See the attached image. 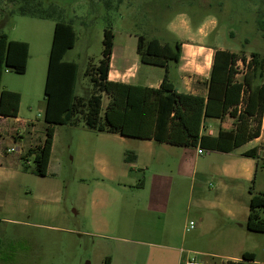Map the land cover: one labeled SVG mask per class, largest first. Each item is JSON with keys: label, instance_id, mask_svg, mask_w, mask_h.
I'll list each match as a JSON object with an SVG mask.
<instances>
[{"label": "rangeland", "instance_id": "obj_1", "mask_svg": "<svg viewBox=\"0 0 264 264\" xmlns=\"http://www.w3.org/2000/svg\"><path fill=\"white\" fill-rule=\"evenodd\" d=\"M46 5L53 3L64 10L63 21L71 23L77 34L76 45L66 57V61L76 62L79 66L76 85V96L88 99L93 91L91 78L86 75L89 66L97 67L102 59L104 32L111 27L116 34L117 45L124 40V46L137 58L136 48L139 36L158 38L170 37L165 30V23L178 11L187 12L191 18L192 29L206 17L218 22V28L207 40L208 44L217 43L223 49L233 52H244L248 55L260 53L264 55V31L259 26V19L264 23V0H43ZM110 2L108 8L107 3ZM15 3L11 0H0V35L5 33L11 40L24 41L30 45V56L27 71L20 75L6 71L2 77L3 89L19 92L23 95L21 116L37 123L38 130L45 131L44 111L46 107L45 83L52 46L55 21L42 20L18 13L11 15ZM264 26V24H263ZM182 38L187 39V36ZM108 99L104 98L103 106ZM80 128L75 129L71 142L65 150L57 151L63 160V171L57 178H40L31 174H23L20 181L8 187L0 199V264H105L112 255L119 257L115 264H148L146 257L148 247L138 245V258L125 261L120 252L123 248H132L127 243L130 236L125 228L115 233L96 232L90 229L89 219H85L83 206L89 203L96 179L101 175L90 165L91 172L84 180L77 173L78 162L92 147H117L119 155L126 152L135 154L142 150L138 139H129L119 144L113 141L112 135L91 133L85 127L84 116H77ZM217 124V121H214ZM225 129L230 127L228 114L219 123ZM44 128V129H43ZM58 136L63 144L70 134L64 131ZM66 139V140H65ZM65 140V141H64ZM14 147L12 142H9ZM68 143V142H67ZM5 143H0V152ZM12 156V155H11ZM168 160L177 163L172 154L166 155ZM209 154L199 157L200 166H205ZM260 167H264L262 159ZM114 162V161H113ZM119 163L121 160L119 158ZM56 165V163H54ZM31 168L35 167L30 161ZM114 167V165L112 164ZM132 177L137 180L148 179L149 174L143 167V158L128 165ZM263 169L259 170L258 184L264 189ZM178 186V187H177ZM175 190L179 191L177 206L164 215V224L172 232V240L176 247L181 246L186 252L191 249L187 244H179L182 239L187 243L196 242L200 215L206 205L192 193L191 179L182 180L175 177ZM209 191V189H206ZM146 192L136 193V201H143ZM40 197H46L41 199ZM60 197L59 227L64 232L45 231L36 226L35 214L44 207L53 208V202ZM228 197V195H226ZM178 195L173 193V199ZM172 199V201H173ZM200 201L199 207L195 204ZM80 211V212H79ZM264 218V210H260ZM136 215V213H135ZM143 206H140L138 220L143 226ZM207 223L209 220L206 219ZM190 222H195L197 229L188 230ZM243 224V227L240 225ZM246 222L223 219L216 222L212 229L205 228L203 241L198 245L199 254L191 252L190 257H200L206 264H222L226 257H241V253L252 252L257 262L264 264V233L251 232ZM86 226V227H85ZM141 226V227H142ZM87 228V232L86 229ZM87 233V234H86ZM142 234V233H141ZM142 239V238H141ZM197 251V250H193ZM153 252V259L155 250ZM114 253V254H112ZM179 255V254H177ZM185 253L184 256H187ZM176 253L166 252V264H176ZM121 258V259H120ZM162 262L160 264H162ZM151 264H155L152 262Z\"/></svg>", "mask_w": 264, "mask_h": 264}, {"label": "crops", "instance_id": "obj_2", "mask_svg": "<svg viewBox=\"0 0 264 264\" xmlns=\"http://www.w3.org/2000/svg\"><path fill=\"white\" fill-rule=\"evenodd\" d=\"M201 23L192 32H180L179 36L168 32L171 38L159 39L163 44L171 46H174L177 42L181 44L182 55L180 62L178 64L170 63L167 68L142 63L137 53V48V58H135L134 54H132V48L129 51L124 46V40L117 45L115 34L109 80L155 89L160 88L168 80L179 93L207 97L208 81L211 76L215 51L227 49H223L217 43H207L210 36L216 32L218 22L215 20L214 24H209L203 30L197 31ZM182 35L187 36V39L182 38ZM230 52L244 55L247 60L251 56L244 52ZM237 67L239 68V74H237L236 80L240 82L245 72V65L242 60L237 62ZM20 95L21 103L18 116L15 118L0 117V143H5L3 150L0 152V199L3 196L2 193H6L8 187L17 180L20 181L23 174L34 175L30 171H23V157L26 156L29 149L42 145L46 139V132L42 133L39 131L37 123L21 116L23 95L21 93ZM106 106L103 107L105 108ZM241 106V101H238L233 105L226 106L222 118H206L201 133L217 137L221 130L234 131L236 118ZM227 114L230 117L229 129H225L219 124ZM214 121H217V124H214ZM44 128L46 130V123ZM78 128H80V125L55 127L48 175L40 178H57L61 175L64 162L58 157L57 151L59 148L60 150H65L69 147L70 139L75 129ZM61 131L70 134L69 137H66L67 140L65 139L66 141L64 140L63 144L58 141ZM88 131L96 134L112 135L115 137L113 141L119 144H126L130 139L119 134L97 133L90 129ZM151 134L150 132L145 138L138 139L143 147L141 151H135L136 161H140L143 158L144 170H147L149 174L148 179L137 180L132 177L134 169L128 167L132 163H125L126 155L123 153L119 155L117 147L94 146L88 150L84 159L79 160L77 173L81 175L80 178L84 180V176L86 177L91 172V164L94 165L96 172L102 178V181L98 178L96 179V186L92 190L89 203L83 206L82 210L85 219L90 218L89 226L88 224L86 226L96 232L105 233H115L119 228H125L126 233L130 236V239L126 240L127 243L134 245L132 248H123L120 252L121 257L125 261L132 257L138 258V245L148 247V255L146 257L148 264L152 262L160 264L164 260L166 252L176 253V264H184L191 258L201 260L200 257H190L189 254L191 252L199 254L198 252L200 251L198 250H201V248L198 245H201L200 242L203 241L204 233L206 232L205 228L208 226L207 228L212 229L216 222L223 219L241 222L245 220L247 224L250 213V201L253 194L264 193V189H261L262 186L258 184L259 170L263 169L262 172L264 173V167H260V159L264 161V114L262 130L258 138L229 153L220 151L207 152L206 154H209V156L205 166H200L198 162L199 157L202 156L198 153V149L159 143L154 140ZM8 141L12 142L14 147H11ZM11 149H16V151L10 152ZM253 149L257 150L259 166H257L255 158L244 156L246 152ZM167 154H172L177 163L168 160ZM119 158L121 163H119ZM30 161H33V157H28L25 160L26 165L29 167H31ZM261 175L263 180L264 174ZM176 176L182 180L191 179L192 193L196 194L198 198L200 197L199 200L206 204L203 206L205 212L200 215L201 221L198 225L196 242L194 241L190 244L186 242V239H182L179 243L181 245L187 244L191 248L188 252L182 249L180 245L179 247L174 245L171 238L172 232L167 230L163 219L171 208L177 206V201L179 200V191L174 188ZM251 187L253 188V194L250 191ZM206 189H209V191ZM138 192L147 193L143 201H140V199L136 201V193ZM173 193L178 195L177 199H173ZM40 198L46 199V197ZM57 198L56 202H53L55 211H53L52 207L46 206L35 214L34 219L37 221V227H41L48 232L66 231V229L57 225L59 224L61 210V199L60 197ZM198 203L200 201L195 204V207H199ZM140 206H143V213L145 214L143 226L137 216ZM206 219L209 220V223H207ZM240 227H243V224ZM85 230L86 232L88 231L87 228ZM152 250L156 252L153 261ZM245 252L241 253V257H226L225 262L222 264L229 261H243L242 256ZM185 253H188V255L184 256ZM109 259V264H115L119 257L114 254ZM255 262H257L256 255L255 261H245L244 264ZM162 264H166V262H162Z\"/></svg>", "mask_w": 264, "mask_h": 264}, {"label": "trees", "instance_id": "obj_3", "mask_svg": "<svg viewBox=\"0 0 264 264\" xmlns=\"http://www.w3.org/2000/svg\"><path fill=\"white\" fill-rule=\"evenodd\" d=\"M15 3L10 14H20L42 20H54V34L49 56L45 83L46 139L44 143L27 151L23 157V171L38 177L48 175L52 154L55 127L79 125L77 116H84L85 126L97 133L119 134L130 139L145 138L148 133L156 142L176 147L201 148L204 151L229 153L258 138L262 130L264 114V55L252 53L250 59L227 50H216L208 81L207 97L179 93L166 80L160 88H148L109 80L110 63L115 34L111 27L104 32L102 59L97 67L89 66L86 75L91 78L93 91L86 100L76 96L79 66L66 61L67 53L76 45L74 26L63 21L64 10L43 0H11ZM108 8L110 2L107 3ZM263 21L259 26L264 31ZM137 53L146 65L167 68L170 63L178 64L182 55L181 44H163L158 38L138 37ZM30 45L24 41L11 40L5 33L0 35V117H17L20 109V93L3 89L2 77L6 71L23 75L27 71ZM242 60L245 72L242 81L237 62ZM108 99L104 108V98ZM241 101V110L236 118L234 131L221 130L217 137L203 135L206 118L220 119L227 105ZM230 103V104H229ZM259 159L257 150L244 154ZM33 157L35 167L26 165L25 160ZM137 156L126 152L125 163L135 162ZM253 194V188H250ZM264 193L253 194L247 229L264 233ZM242 260L255 261V254L245 252ZM107 258L105 264H109ZM225 264H244V262Z\"/></svg>", "mask_w": 264, "mask_h": 264}, {"label": "clouds", "instance_id": "obj_4", "mask_svg": "<svg viewBox=\"0 0 264 264\" xmlns=\"http://www.w3.org/2000/svg\"><path fill=\"white\" fill-rule=\"evenodd\" d=\"M215 20L212 17H206L201 23L197 31H201L209 24H214ZM165 30L179 36L180 32L189 33L192 32L191 18L187 12L178 11L174 13L164 25Z\"/></svg>", "mask_w": 264, "mask_h": 264}, {"label": "built area", "instance_id": "obj_5", "mask_svg": "<svg viewBox=\"0 0 264 264\" xmlns=\"http://www.w3.org/2000/svg\"><path fill=\"white\" fill-rule=\"evenodd\" d=\"M15 151H16V149H11L10 150V152H15ZM198 153L200 155H203V154H206L207 151H204L203 149L198 148ZM194 229H196V223L195 222H190L188 230L192 231ZM184 264H206V263L203 260L196 259V258H191V259L187 260Z\"/></svg>", "mask_w": 264, "mask_h": 264}]
</instances>
